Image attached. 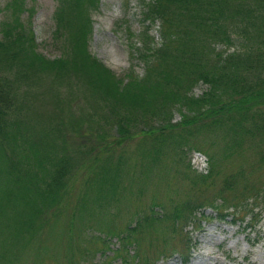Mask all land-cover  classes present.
Segmentation results:
<instances>
[{"label":"trees","instance_id":"1","mask_svg":"<svg viewBox=\"0 0 264 264\" xmlns=\"http://www.w3.org/2000/svg\"><path fill=\"white\" fill-rule=\"evenodd\" d=\"M55 1L53 37L59 53L53 58L37 50L31 28L20 17L27 10L25 0H9L8 17L0 22V264H85L105 250L127 264L128 247L137 263L140 242L134 235H142L143 224L151 225L154 218L135 214L116 232V213L104 212L125 190L119 187L121 181H132L125 176L122 147L135 138L145 166L166 156L168 148L176 154L183 148L197 149L194 134L202 132L210 146L220 144L221 158L209 154L208 174L195 176L191 184L196 186L210 178L215 182L222 158L235 153L245 159V150H252V166L223 177L212 196H191L176 204L170 216L175 225L183 212L187 220L204 207L223 217L230 215L224 209L234 216L249 201L264 204V183H247L254 169L264 167V0H138L146 25L141 24L133 50L142 73L129 69L123 78L88 51L90 16L99 0ZM156 23L158 40L150 36ZM216 45L231 50L218 51ZM197 83L206 89L195 97ZM74 87H82L92 101L78 116L69 108ZM31 98L49 101L54 111L30 136ZM174 111L179 113L177 122H172ZM64 126L78 135L87 128L88 149H74L81 160L71 159L63 138L58 143ZM252 141L254 145L243 148ZM79 168L90 173L83 177ZM74 177H83L86 191L67 208V187ZM88 189L102 201V219L90 216ZM235 193L240 196L237 203ZM62 215L66 228L64 223L55 236ZM114 237L117 245L111 248L108 243ZM183 243L180 253L186 259L188 239ZM153 256L143 257V262L153 263Z\"/></svg>","mask_w":264,"mask_h":264},{"label":"rangeland","instance_id":"2","mask_svg":"<svg viewBox=\"0 0 264 264\" xmlns=\"http://www.w3.org/2000/svg\"><path fill=\"white\" fill-rule=\"evenodd\" d=\"M8 1L0 0V22L8 17V11L5 10V4ZM25 6L27 10L22 12L20 17L31 28L37 50L47 58L57 56L59 42L53 37V13L56 1L25 0ZM143 17V10L138 0H99L98 8L91 13L92 25L88 39V51L118 78H123L129 69H132L133 73L138 76L142 73V64L135 58L136 53L133 47H138L136 41L139 38L141 24L146 25L145 22L141 23ZM150 28V36L158 40V24ZM216 50L227 52L231 50V47L216 45ZM205 89L204 84L197 83L192 89V95L196 97ZM73 95V98L69 100V108L75 116H78L81 109H85L89 101L92 104V101L89 99L90 96L82 91V87H74ZM63 97L66 98L65 95ZM29 101L31 109L27 116L33 127L27 132L28 135L37 134L36 131L40 130L41 123L45 122V116V123H47V116L54 111L49 101L32 100V98ZM67 113L65 111L62 116L64 121L67 119ZM179 120L178 111H174L172 122ZM62 129L57 141L61 144L62 138L64 139L63 142L67 151L69 150L71 159L76 161V156L79 155L74 149L77 146L81 150L88 149L91 143L90 134L84 126L79 135L72 132L68 126ZM201 133L194 134L196 137L191 138L193 147L197 146V149L182 147L183 149H179L176 154L168 148L166 156H159L157 162L147 166L140 153L135 150L139 139L128 141L122 147L128 166L125 176L131 177L132 181H121L119 187L125 186V190L120 196H116V200L110 202L104 212L116 213L117 216L112 222L116 232L125 228L135 214L152 216L155 220L151 225L143 224L142 235L140 233L134 235L140 242L139 257L135 263L132 247H128L127 264H146L143 262V257L153 255V263L150 261L147 264H264V204L259 199L249 201L247 206L237 208L239 212L234 213V216L229 208L224 209L223 212L231 216L219 217L211 207H204L196 209L194 217L187 220L183 218L186 213L183 212V217L177 221V225L170 219L176 204L182 203L191 196H198L199 199L209 198L214 189L222 183L223 177L231 174L236 168L243 167L247 170L253 164L252 150L247 147L254 145V141L244 142L243 148L247 150L242 157L245 156V159L235 153L230 158H222L217 167L219 177H216L215 182L213 178H210L197 186L191 184L195 176L208 174L210 153L214 152L218 158H221L220 144L210 146L204 134ZM134 151L138 155L134 154ZM78 160H81L80 156ZM173 160L180 163L174 165ZM78 173L85 177L90 171L83 172L79 168ZM83 177H74L68 184L65 207L72 208L79 201L81 192L86 191L82 186ZM247 179L249 184L264 183V167L260 170L259 168L254 169ZM119 190L118 188L116 191ZM94 194L93 189H88V196H85L86 203L93 211L90 216L93 220L99 217L102 219L98 206L101 200ZM234 195L233 201L237 203L240 196L238 193ZM261 195L264 196V188ZM216 199L219 198L216 197ZM214 203L219 205L218 200ZM219 206L224 208L222 205ZM252 206L255 207L252 208ZM107 217L108 213L105 215V218ZM64 219L65 216L62 215L56 223L55 236L63 230L64 223L66 228ZM94 226L90 230L93 235L97 234ZM184 238L189 241L186 259L180 253ZM116 243V238H111L108 246L115 247ZM159 250L163 252L157 253ZM120 261L111 251L105 250L95 252L85 264H120Z\"/></svg>","mask_w":264,"mask_h":264}]
</instances>
